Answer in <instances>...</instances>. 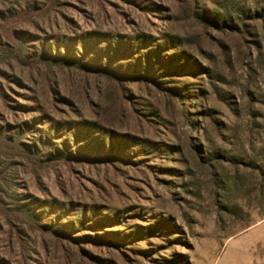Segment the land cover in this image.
Wrapping results in <instances>:
<instances>
[{"label": "rangeland", "instance_id": "rangeland-1", "mask_svg": "<svg viewBox=\"0 0 264 264\" xmlns=\"http://www.w3.org/2000/svg\"><path fill=\"white\" fill-rule=\"evenodd\" d=\"M224 1L264 12V0ZM37 2L35 9L27 7L32 0H0V86L8 96H0V126L33 116L19 105H34L27 101L32 95L45 103L50 78L72 101L57 105L58 117L91 121L115 138L130 135L159 149L139 164L44 163L0 140L1 264H264V22L250 23L251 37L244 38L243 28L217 31L197 21L194 4L207 7V0H140L137 6L127 0ZM156 30L181 38L191 59L213 73L214 79L204 71L178 79V86L186 83L197 92L184 104L142 83L129 82L121 93L103 78L20 59L14 53L18 39L12 41L14 33H27L26 55L42 39L86 32L157 37ZM166 149L170 160L164 159ZM208 154L217 156L203 160ZM22 198L98 205L111 213L125 209L129 226L106 230L126 233L161 221L167 233L127 243L134 252L110 245L80 248L12 211Z\"/></svg>", "mask_w": 264, "mask_h": 264}, {"label": "trees", "instance_id": "trees-1", "mask_svg": "<svg viewBox=\"0 0 264 264\" xmlns=\"http://www.w3.org/2000/svg\"><path fill=\"white\" fill-rule=\"evenodd\" d=\"M127 1L137 6L140 0ZM207 2H209L207 7L203 3L199 5L194 2V8L197 21L208 28L229 32L243 28L242 37L245 38L246 35L251 37L250 27L253 26H250V23L264 22V12L236 9L233 5L226 4L224 0ZM32 3L27 4V7L35 9L39 7L37 0H32ZM156 33L157 37L137 32L128 36L86 32L64 39L52 38V42L42 39L34 50L26 54L27 56L24 51L26 46L24 39L29 35L14 33L12 41L18 39L15 41L18 51L14 53L20 59L29 58L32 62L55 65L62 69L103 78L115 84L118 91L122 90L121 93L129 82L142 83L146 87L152 86L163 92L170 100L176 98L184 104L194 99L193 96L197 95V92L190 90L186 83L178 86L181 81L178 79L187 74L202 75V71L214 79L213 73L208 67L204 68L191 59L181 38L172 35L171 32L156 30ZM2 77L5 78L4 75ZM44 85L45 103L36 95H32L27 96V101L34 105H19L21 111L33 116L14 124L0 126V140L8 149L16 150L27 159L44 163L116 161L123 165L139 164L145 161L146 158L143 157H149L159 149L154 142L146 140L137 142L130 135L115 138L113 132L91 121H71L58 117L55 115L58 111L57 105H71L72 101L60 94L56 81L48 78ZM1 91L0 86V96L5 100L8 96ZM140 103L145 105L144 102ZM147 113L144 112V115ZM197 113V110L192 112ZM185 124L192 130L197 129L190 119H186ZM189 146L196 152L195 156L198 155V148L194 145ZM175 149L179 151V148ZM164 152V159L170 160V150L166 149ZM216 156L208 154V157L200 158L214 161ZM78 207L73 204L39 203L22 198L15 199L11 209L21 213L38 227L46 229L54 236L65 237L80 248L83 245H110L134 252L135 250H131L127 243L135 241L141 243L153 234L164 237L162 234L167 233L166 224L161 221L143 227L132 226L126 233L121 230H106L108 227L129 226L123 222L127 213L125 209L111 213L98 205ZM162 220L165 222L167 219ZM87 229L92 230L93 234L85 233ZM121 233L123 235H120ZM111 234L115 237H111ZM137 251L141 254L146 253L145 250ZM173 261L174 259L166 260L167 264H173Z\"/></svg>", "mask_w": 264, "mask_h": 264}]
</instances>
